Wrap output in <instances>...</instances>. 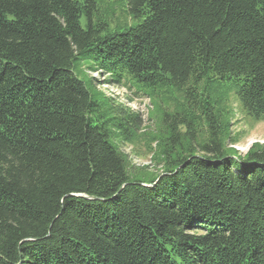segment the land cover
Listing matches in <instances>:
<instances>
[{"label":"trees","instance_id":"trees-1","mask_svg":"<svg viewBox=\"0 0 264 264\" xmlns=\"http://www.w3.org/2000/svg\"><path fill=\"white\" fill-rule=\"evenodd\" d=\"M125 1L136 23L104 34L98 0H0V264H264V150L134 180L75 73L230 83L264 115V0Z\"/></svg>","mask_w":264,"mask_h":264},{"label":"rangeland","instance_id":"rangeland-1","mask_svg":"<svg viewBox=\"0 0 264 264\" xmlns=\"http://www.w3.org/2000/svg\"><path fill=\"white\" fill-rule=\"evenodd\" d=\"M82 23L86 25L85 17ZM135 23L125 0H98L93 24L104 34ZM75 73L97 102L92 117L106 124L134 180L150 183L163 174L168 158L202 154V147L212 142L238 157L264 150V115L246 109L233 84L206 79L185 87H137L127 79L116 82L92 61L82 60Z\"/></svg>","mask_w":264,"mask_h":264},{"label":"water","instance_id":"water-1","mask_svg":"<svg viewBox=\"0 0 264 264\" xmlns=\"http://www.w3.org/2000/svg\"><path fill=\"white\" fill-rule=\"evenodd\" d=\"M145 186H148L147 184H144Z\"/></svg>","mask_w":264,"mask_h":264}]
</instances>
